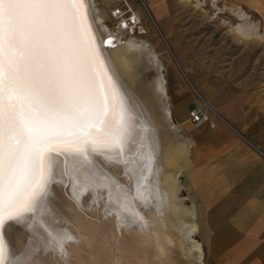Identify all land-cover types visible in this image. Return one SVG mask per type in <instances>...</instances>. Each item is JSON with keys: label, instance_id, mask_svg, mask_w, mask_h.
Wrapping results in <instances>:
<instances>
[{"label": "bare ground", "instance_id": "bare-ground-1", "mask_svg": "<svg viewBox=\"0 0 264 264\" xmlns=\"http://www.w3.org/2000/svg\"><path fill=\"white\" fill-rule=\"evenodd\" d=\"M85 3L105 68L123 95L130 126L136 114L138 134L126 162L121 160L124 143L120 149L90 151L77 160L59 155V175L49 187L41 219L13 223L9 238L14 233V246L20 253L31 239L35 254L28 264H94L95 259L103 263L107 253L103 232L112 246H119L126 264H166L176 249L182 252L178 254L189 255L188 233L197 228L194 221L186 219L193 217L194 211L181 203L178 177L180 162L189 154L193 141L171 120L163 75L155 66L156 54L132 37L123 38L125 27L133 32L126 19L118 22L115 32L95 10L96 0ZM131 19L141 23L135 13ZM236 29L243 33L240 24ZM139 33H145L142 26ZM209 107L216 115L217 111ZM52 146L62 148L63 144Z\"/></svg>", "mask_w": 264, "mask_h": 264}, {"label": "snow or ice", "instance_id": "snow-or-ice-1", "mask_svg": "<svg viewBox=\"0 0 264 264\" xmlns=\"http://www.w3.org/2000/svg\"><path fill=\"white\" fill-rule=\"evenodd\" d=\"M129 129L85 0H0V264L35 254L31 239L16 250L9 230L41 219L59 155L120 149Z\"/></svg>", "mask_w": 264, "mask_h": 264}, {"label": "rangeland", "instance_id": "rangeland-1", "mask_svg": "<svg viewBox=\"0 0 264 264\" xmlns=\"http://www.w3.org/2000/svg\"><path fill=\"white\" fill-rule=\"evenodd\" d=\"M144 2L156 23L142 0H96L95 10L103 14L106 24L115 32L118 30V22L123 18L114 16V8L123 11L124 16L135 13L139 17L141 23L138 25L143 27L145 33H139L136 28L132 33H129L131 30H123V38L132 37L156 54L155 66L163 75L171 120L179 125L183 134V123L187 119L183 123L179 122L189 116V110L194 105L202 106L198 93L208 103L215 101L223 106L249 103L264 112V0ZM239 24L243 29L242 34L236 29ZM251 24L253 29H250ZM167 44L194 88L185 78ZM214 109L216 110L215 107ZM208 113L210 120L207 123L212 126L217 116L211 110ZM135 115L133 113L130 131L124 142L126 145L125 151L121 153L122 162H126L129 147L138 134ZM190 149L189 154L180 162L179 196L182 198L181 203L194 211L193 217L186 216V219L194 221L197 228L188 233L186 244L190 247V252H187L189 255H181L182 252L176 249L170 254L171 264H209L202 243L204 210L188 181ZM104 234L101 233V238L106 243L107 256L102 258L103 263L95 259L94 264H126L121 260L119 246H112V242ZM169 261H165L166 264Z\"/></svg>", "mask_w": 264, "mask_h": 264}, {"label": "crops", "instance_id": "crops-1", "mask_svg": "<svg viewBox=\"0 0 264 264\" xmlns=\"http://www.w3.org/2000/svg\"><path fill=\"white\" fill-rule=\"evenodd\" d=\"M199 97L216 108L213 125L194 127L188 117L179 123L187 119L183 129L193 141L188 181L204 210L207 261L264 264V112Z\"/></svg>", "mask_w": 264, "mask_h": 264}, {"label": "built area", "instance_id": "built-area-1", "mask_svg": "<svg viewBox=\"0 0 264 264\" xmlns=\"http://www.w3.org/2000/svg\"><path fill=\"white\" fill-rule=\"evenodd\" d=\"M112 11L114 12L115 17L117 16L119 18L122 17L123 19H126L127 23H131L133 25V30L136 28L139 31V23H134L131 19L130 14L124 16L125 13H123V11H121L119 8H114ZM125 30H127L126 27ZM216 116H218V114H216ZM188 120L192 123L194 127H199L209 122L210 116L207 109L203 108L201 105H194L189 110Z\"/></svg>", "mask_w": 264, "mask_h": 264}]
</instances>
